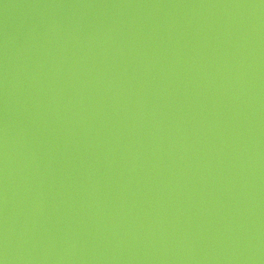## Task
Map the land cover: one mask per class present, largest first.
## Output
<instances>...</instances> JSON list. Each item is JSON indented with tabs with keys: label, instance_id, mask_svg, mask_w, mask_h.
<instances>
[{
	"label": "water",
	"instance_id": "water-1",
	"mask_svg": "<svg viewBox=\"0 0 264 264\" xmlns=\"http://www.w3.org/2000/svg\"><path fill=\"white\" fill-rule=\"evenodd\" d=\"M0 260L264 264V0H0Z\"/></svg>",
	"mask_w": 264,
	"mask_h": 264
},
{
	"label": "snow or ice",
	"instance_id": "snow-or-ice-1",
	"mask_svg": "<svg viewBox=\"0 0 264 264\" xmlns=\"http://www.w3.org/2000/svg\"><path fill=\"white\" fill-rule=\"evenodd\" d=\"M0 264H3V261L2 260H0Z\"/></svg>",
	"mask_w": 264,
	"mask_h": 264
},
{
	"label": "clouds",
	"instance_id": "clouds-1",
	"mask_svg": "<svg viewBox=\"0 0 264 264\" xmlns=\"http://www.w3.org/2000/svg\"><path fill=\"white\" fill-rule=\"evenodd\" d=\"M3 261V260H2ZM3 264H5V261H3Z\"/></svg>",
	"mask_w": 264,
	"mask_h": 264
}]
</instances>
